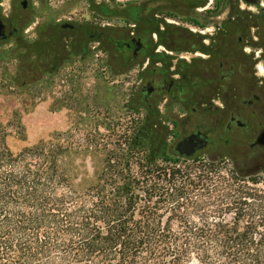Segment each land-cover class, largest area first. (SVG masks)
<instances>
[{"label":"trees","instance_id":"obj_1","mask_svg":"<svg viewBox=\"0 0 264 264\" xmlns=\"http://www.w3.org/2000/svg\"><path fill=\"white\" fill-rule=\"evenodd\" d=\"M157 116L145 114L150 141ZM136 131L116 140L101 183L80 187L78 142L14 153L0 125V264H264V185H213L205 171L192 180L151 160Z\"/></svg>","mask_w":264,"mask_h":264},{"label":"flooded vegetation","instance_id":"obj_2","mask_svg":"<svg viewBox=\"0 0 264 264\" xmlns=\"http://www.w3.org/2000/svg\"><path fill=\"white\" fill-rule=\"evenodd\" d=\"M28 7L22 0L10 15L0 9L6 36L0 44L19 39L18 22ZM98 8L93 13L101 20L121 25L98 20L91 26L95 35H87L88 25L73 19L48 23V54L60 56L53 43L66 33L84 38L83 45L97 42L105 47V71L140 78L128 107L157 111L158 120L168 114L169 129L159 124L157 133L173 155L195 135L205 143L191 158H227L239 173L264 172V0H122L115 11Z\"/></svg>","mask_w":264,"mask_h":264},{"label":"rangeland","instance_id":"obj_3","mask_svg":"<svg viewBox=\"0 0 264 264\" xmlns=\"http://www.w3.org/2000/svg\"><path fill=\"white\" fill-rule=\"evenodd\" d=\"M20 1L0 0L3 4L0 9L10 15L13 4ZM28 2L22 23L21 19L18 22L19 39L0 44V125L5 127V143L12 152L19 153L40 141L57 137L64 143L78 142L81 147L72 160L71 172L77 178L75 182L85 187L92 181L93 185L101 183L102 177H99L105 172L107 156L116 149V140L127 136L131 127H137L134 137L141 136L151 160L170 168L189 169L192 180L205 171L204 176L211 178L213 185H264L262 171L236 173L231 160L206 154L190 160L179 158L171 155L167 138L148 140L144 133L146 112L137 108L132 113L127 108L131 97H138L140 78L133 72L118 75L105 71L101 57L105 47L102 49L97 42L83 45L84 38L76 39L72 33H66L69 36L60 43H53L60 53L59 59L49 55L47 47L41 55L36 53L35 48L46 44L48 23L57 25L73 19L88 25L87 35H95L91 26L98 20L102 25H121V21L115 19L101 20L93 12L97 7H101L98 9L102 13H108L109 9L115 11L122 6V0ZM19 8L17 4V10ZM106 33L117 38L116 30ZM18 122L24 139L11 126ZM159 123L169 129L167 113L161 114ZM134 143L126 142L122 149L128 151ZM163 154L171 157H163Z\"/></svg>","mask_w":264,"mask_h":264},{"label":"water","instance_id":"obj_4","mask_svg":"<svg viewBox=\"0 0 264 264\" xmlns=\"http://www.w3.org/2000/svg\"><path fill=\"white\" fill-rule=\"evenodd\" d=\"M22 7L25 8V3L22 4ZM4 26L0 21V42L6 39L4 34ZM205 141L198 136L191 135L185 138L182 142H180L177 146V151L179 155L177 157L184 159H191L192 154L200 149H202Z\"/></svg>","mask_w":264,"mask_h":264}]
</instances>
